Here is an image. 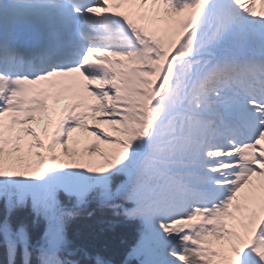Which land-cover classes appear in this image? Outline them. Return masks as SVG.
I'll return each instance as SVG.
<instances>
[{
    "label": "snow or ice",
    "instance_id": "6c2138e0",
    "mask_svg": "<svg viewBox=\"0 0 264 264\" xmlns=\"http://www.w3.org/2000/svg\"><path fill=\"white\" fill-rule=\"evenodd\" d=\"M92 205L124 264H264V0H0L6 264H80Z\"/></svg>",
    "mask_w": 264,
    "mask_h": 264
},
{
    "label": "trees",
    "instance_id": "16d2710c",
    "mask_svg": "<svg viewBox=\"0 0 264 264\" xmlns=\"http://www.w3.org/2000/svg\"><path fill=\"white\" fill-rule=\"evenodd\" d=\"M67 227L73 248L86 253L75 257L80 264H95L97 256L106 261V264H124L126 253L139 231L138 222L114 216L110 210L95 205L71 221ZM0 264H6L2 249Z\"/></svg>",
    "mask_w": 264,
    "mask_h": 264
},
{
    "label": "rangeland",
    "instance_id": "374dc122",
    "mask_svg": "<svg viewBox=\"0 0 264 264\" xmlns=\"http://www.w3.org/2000/svg\"><path fill=\"white\" fill-rule=\"evenodd\" d=\"M259 8H260V6H259V4H258V5H257V10H259ZM66 103H67V101H65V100H61V102H60V104L58 105V107H62V106H64ZM41 127H42V125H41Z\"/></svg>",
    "mask_w": 264,
    "mask_h": 264
}]
</instances>
